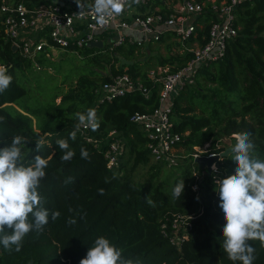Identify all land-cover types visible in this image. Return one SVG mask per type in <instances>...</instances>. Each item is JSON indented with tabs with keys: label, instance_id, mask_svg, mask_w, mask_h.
Returning <instances> with one entry per match:
<instances>
[{
	"label": "trees",
	"instance_id": "obj_1",
	"mask_svg": "<svg viewBox=\"0 0 264 264\" xmlns=\"http://www.w3.org/2000/svg\"><path fill=\"white\" fill-rule=\"evenodd\" d=\"M235 13L238 33L228 42L225 55L200 66L195 78L173 98L171 120L183 135L175 146L185 148L187 153L178 160L155 162L151 161L148 135L131 116L160 104L161 81H151L147 76L150 68L163 64L175 70L190 58L191 52H172L176 43L170 39L173 33L166 31L160 40L149 41V48L131 41L109 42L107 50L86 52L94 68L80 73L63 92L48 99L38 89V78L34 82L23 80L20 72L26 74L31 67L42 70L45 62L50 71L52 62L58 60L50 57L52 50L46 48L37 56L42 65L38 68L30 57L14 50L0 13V65L9 66L13 76L11 86L0 94V116L5 118L0 123V147L10 145L16 135L25 136L29 140L23 150L25 163L36 155L49 160L38 191L50 213L60 212L56 220L49 216L42 233L30 232L20 251L14 247L8 251L0 244V264H80L100 236L123 249L124 257L133 264H242L230 261L223 251L226 221L216 190L218 178L234 174L237 165L233 154L224 155L212 172L199 166L191 155L196 147L208 142L209 150L221 152L231 145L223 138L230 137L235 144L234 134L248 132L255 144L254 155L264 160V0H241ZM217 17L215 11H207L202 18L204 33L210 19ZM104 44L63 49L82 54L85 48ZM161 44L166 52L153 53L152 47L159 48ZM122 72L142 79L150 86V94L146 96L135 89L112 100H101L96 91L100 83ZM88 108H94L99 118V127H90L88 132L102 142L96 146L81 127L76 140H69L75 156L70 162H62L63 153L56 141L69 137L78 123L75 113ZM113 129L117 130L115 136L123 139L124 150L120 163L109 167L105 150L114 137L109 136ZM36 142L44 144L40 151L36 150ZM82 147L90 154L87 160L81 159ZM139 166L147 168L144 179L136 174ZM69 177L74 182L66 184ZM106 177L110 182L105 183ZM182 179V196L173 198V188ZM195 182L198 189L192 186ZM98 189H104L105 194L100 195ZM149 195L155 207L146 203ZM178 214L195 215L181 222L180 229L187 230V236L180 246L164 233L162 226L167 222L171 228ZM69 219L76 222L69 224ZM251 244L256 249L254 264H264L261 242Z\"/></svg>",
	"mask_w": 264,
	"mask_h": 264
},
{
	"label": "built area",
	"instance_id": "obj_2",
	"mask_svg": "<svg viewBox=\"0 0 264 264\" xmlns=\"http://www.w3.org/2000/svg\"><path fill=\"white\" fill-rule=\"evenodd\" d=\"M155 1L141 0L131 7L126 5L119 15L106 18L103 24L98 22L94 0H81V8L76 0L68 5L58 0H0V13L6 37L38 68L42 65L37 56L46 48L77 50L92 40L100 39L104 44V37L114 44L131 41L144 45L146 41L160 40L166 31L173 33L176 43L172 52H191L190 58L175 70L163 64L150 68L147 76L151 81H161L160 104L153 110H138L131 116V120L139 123L148 135L153 158L163 160L170 159L175 144L183 138L171 120L174 94L195 78L200 66L225 55L228 42L238 33L234 21L236 6L241 0H159L157 4ZM208 10L215 11L218 19H210L209 29L204 33L202 18ZM135 89L146 96L150 94V86L142 79L122 72L101 82L96 91L101 100H112ZM89 128L82 127V133L99 147L102 139L89 134ZM116 133V129L110 131L109 136L114 137L105 150L109 167L120 163V154L124 150V141L115 136ZM204 146L206 150L202 149ZM204 146L196 147L194 157L217 153L210 151L206 144ZM194 185H197L195 189L199 188L198 182ZM194 216L178 214L171 228L167 222L162 224L164 233L180 246L187 236V230L180 229L181 222Z\"/></svg>",
	"mask_w": 264,
	"mask_h": 264
},
{
	"label": "clouds",
	"instance_id": "obj_3",
	"mask_svg": "<svg viewBox=\"0 0 264 264\" xmlns=\"http://www.w3.org/2000/svg\"><path fill=\"white\" fill-rule=\"evenodd\" d=\"M140 2L141 0H94V10L98 22L103 24L106 18L119 15L126 5L131 7ZM76 3L79 8L83 6L81 0H76ZM12 82L9 66L0 65V94L7 91ZM75 118L78 123L69 137L56 141L63 153L62 162H70L75 156L69 140H76L81 127H91L92 130L99 127V118L94 108L76 112ZM4 120L0 116V123ZM250 137L251 133L248 132L234 134L235 144L231 152L237 167L233 175L216 180L219 207L226 221L222 248L230 261L242 264H254L256 260V249L251 241L259 240L264 247V160L254 155L255 144ZM28 141L27 137L16 135L10 145L0 147V244L8 251H12L13 247L15 251H20L30 232L42 233L49 223L50 215L52 220L60 217L59 211L50 213L44 207L46 200L38 191L41 180L46 176L49 160L36 155L34 160L26 164L23 150ZM43 147V142H36L37 151ZM80 156L87 160L90 154L82 147ZM215 167L213 165V169ZM72 182L73 177L65 180L66 184ZM108 182L110 181L106 177L105 183ZM184 188L182 179L173 188V198L180 199ZM98 192L100 195L105 194L104 189H98ZM145 201L149 206L155 207V201L150 195ZM75 222L74 219L68 220L69 224ZM80 264H133V260L125 258L123 249L111 243L108 238L100 236L89 247Z\"/></svg>",
	"mask_w": 264,
	"mask_h": 264
},
{
	"label": "rangeland",
	"instance_id": "obj_4",
	"mask_svg": "<svg viewBox=\"0 0 264 264\" xmlns=\"http://www.w3.org/2000/svg\"><path fill=\"white\" fill-rule=\"evenodd\" d=\"M128 18L130 16H127ZM105 38V44L104 47H88L82 50V54L77 53V51L74 50H67L65 51L63 48H56L55 50H52V52L49 54L50 57L58 60L55 62H52V69L50 71L47 68L48 63L45 62L46 68L42 70H35L33 67H31L28 72L26 70L25 73L20 72V76L23 80H31L30 82H34L36 78H38L39 81V87L38 89H42L43 93L46 95V98L51 99V97L59 92H63L67 86L72 82V80L79 76L80 73L85 72L87 70L94 68V63H92L89 59V57L86 56V52L95 51L97 52L99 49L104 48V50H107L108 46L110 45L108 37ZM149 48V42L146 41L143 47ZM166 52V47L164 44H161L159 48L157 46L152 47L153 53L158 52ZM42 52V51H41ZM41 52L38 54L40 55ZM84 56V57H83ZM35 63V62H34ZM36 68V67H35ZM109 71V69H107ZM176 93L174 94V96ZM60 97H58V100ZM174 119V118H173ZM233 136V135H232ZM224 142L227 144H231L229 146L234 147V143L230 137L223 138ZM207 147L210 145V142L206 143ZM203 150H206V146L202 147ZM198 149L195 148V151ZM194 151V152H195ZM194 152H191V155H194ZM231 152V151H230ZM187 153V150L182 147L174 146L172 152L170 153V160H178L182 154ZM189 153V152H188ZM190 157V156H188ZM222 158V157H221ZM152 162H155L154 158H151ZM147 168H143L141 166L138 167L136 170L137 176H140V179H144L145 177L143 174L146 172ZM217 167H215L216 170ZM219 180V178H218ZM195 184V183H194ZM192 185L193 188L197 187V185Z\"/></svg>",
	"mask_w": 264,
	"mask_h": 264
},
{
	"label": "water",
	"instance_id": "obj_5",
	"mask_svg": "<svg viewBox=\"0 0 264 264\" xmlns=\"http://www.w3.org/2000/svg\"><path fill=\"white\" fill-rule=\"evenodd\" d=\"M102 43H103L102 40H92L89 42L88 45H91V46L92 45H103ZM13 47H14V50L17 49L15 45H13ZM231 149H232V146L226 148L225 150L221 152L213 154V155H201V156L195 157V161L203 169L208 170V172H212L213 165L218 167L220 165L221 157L228 154L231 151Z\"/></svg>",
	"mask_w": 264,
	"mask_h": 264
},
{
	"label": "crops",
	"instance_id": "obj_6",
	"mask_svg": "<svg viewBox=\"0 0 264 264\" xmlns=\"http://www.w3.org/2000/svg\"><path fill=\"white\" fill-rule=\"evenodd\" d=\"M60 3H62V4H70L72 1H75V0H58ZM170 39H173V36L170 38ZM172 47H173V45H172ZM163 53H165V52H163Z\"/></svg>",
	"mask_w": 264,
	"mask_h": 264
}]
</instances>
